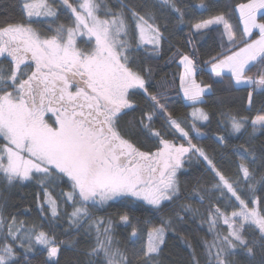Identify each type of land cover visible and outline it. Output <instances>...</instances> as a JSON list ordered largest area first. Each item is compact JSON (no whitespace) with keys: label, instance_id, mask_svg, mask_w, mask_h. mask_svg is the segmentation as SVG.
<instances>
[{"label":"snow or ice","instance_id":"snow-or-ice-1","mask_svg":"<svg viewBox=\"0 0 264 264\" xmlns=\"http://www.w3.org/2000/svg\"><path fill=\"white\" fill-rule=\"evenodd\" d=\"M64 249L70 264H264V0L0 2V264Z\"/></svg>","mask_w":264,"mask_h":264},{"label":"trees","instance_id":"trees-1","mask_svg":"<svg viewBox=\"0 0 264 264\" xmlns=\"http://www.w3.org/2000/svg\"><path fill=\"white\" fill-rule=\"evenodd\" d=\"M0 2H2V0H0ZM186 2L189 4L195 5L198 2V0H186ZM239 2H246V0H231V4L233 6ZM237 18H238V15H237ZM234 22H235V20H234ZM185 32H186V29H184V31L176 30L172 35L173 43L177 44V45H182L184 43V40H185ZM201 44L203 46L200 47V45H198V47H200V50L202 53L201 59H203V58H206L208 45L203 44V42H201ZM168 55H170V53L167 51V48H165L164 58L159 61L158 68L160 69V73H159L160 76H163L165 73H167L169 76V80H170L172 73H175L178 69H177V66L175 64L166 65L164 63V59H166V57ZM197 79L207 81L208 76L204 73H201L200 75L197 76ZM238 95H246V93H240ZM212 99H214V98H212ZM212 99H209L208 105L206 107H207V110L214 113L213 120H212L210 126L203 128V130L208 134V136L201 141L204 144V146H207V147L212 146L211 136H212V133L215 132L216 126H217V117L215 115L216 109L211 106ZM172 100L174 101V103L172 105H170V107L173 110V114L181 120H184L186 117L190 120L191 118L188 116V114L190 113L191 109L183 101L182 95L176 96L173 93L172 94ZM233 142H235V138H233ZM181 179L183 180L184 177H182ZM33 191H34L33 185L26 186L20 190L14 191L12 193L13 200H15L17 197H19L22 194L23 195H29ZM30 201H31V196L29 195V201L28 202H30ZM99 215H107V213L101 212V213H99ZM61 231H62V227L60 225H58L57 226V233H59ZM203 234H204V232H203V230H201V235H203ZM170 251H171V253H173V255H169ZM175 252H176L175 249L166 248L165 252H164V256L167 259H174L175 258ZM72 257H73V253L70 250H67V249L62 250V253L60 256L61 264H70Z\"/></svg>","mask_w":264,"mask_h":264},{"label":"crops","instance_id":"crops-1","mask_svg":"<svg viewBox=\"0 0 264 264\" xmlns=\"http://www.w3.org/2000/svg\"><path fill=\"white\" fill-rule=\"evenodd\" d=\"M238 15V14H237ZM261 14H258V18H259V16H260ZM242 27V26H241Z\"/></svg>","mask_w":264,"mask_h":264}]
</instances>
